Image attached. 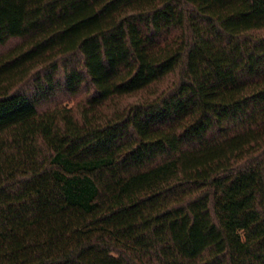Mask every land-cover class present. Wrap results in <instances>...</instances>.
Wrapping results in <instances>:
<instances>
[{
  "label": "trees",
  "instance_id": "obj_1",
  "mask_svg": "<svg viewBox=\"0 0 264 264\" xmlns=\"http://www.w3.org/2000/svg\"><path fill=\"white\" fill-rule=\"evenodd\" d=\"M13 39L0 264H264V0H0Z\"/></svg>",
  "mask_w": 264,
  "mask_h": 264
},
{
  "label": "rangeland",
  "instance_id": "obj_2",
  "mask_svg": "<svg viewBox=\"0 0 264 264\" xmlns=\"http://www.w3.org/2000/svg\"><path fill=\"white\" fill-rule=\"evenodd\" d=\"M19 42H20V40H18V39L11 40L10 42H8L5 46H3L0 49V54L5 53L10 48H12L14 45L18 44ZM86 95H87V91H86V89H83L75 97H67L65 95H61V97L58 96L57 100L62 101V103H64V104H68V105L74 106V105H76L78 103H82L83 100L86 98Z\"/></svg>",
  "mask_w": 264,
  "mask_h": 264
}]
</instances>
